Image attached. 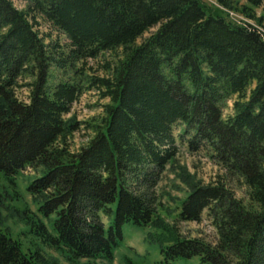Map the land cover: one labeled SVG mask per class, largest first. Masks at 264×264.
<instances>
[{"label":"trees","instance_id":"obj_1","mask_svg":"<svg viewBox=\"0 0 264 264\" xmlns=\"http://www.w3.org/2000/svg\"><path fill=\"white\" fill-rule=\"evenodd\" d=\"M23 1L0 0V264L111 263L126 224L158 264H264V0ZM182 145L223 173L198 179ZM205 211L216 239L183 236Z\"/></svg>","mask_w":264,"mask_h":264},{"label":"rangeland","instance_id":"obj_2","mask_svg":"<svg viewBox=\"0 0 264 264\" xmlns=\"http://www.w3.org/2000/svg\"><path fill=\"white\" fill-rule=\"evenodd\" d=\"M16 3L20 7L25 6V1L23 0H16ZM258 11L261 12V8H258ZM232 13L234 14L233 17L238 21L246 18L245 15H241L237 12L233 11ZM41 29L50 30L48 25L44 23L42 24ZM154 29L155 28H153V30ZM56 33L57 32H55L54 35ZM149 33L150 32H147L146 35ZM60 37L62 40H64L63 35ZM104 56L108 57L109 54ZM90 64L94 68L99 67L98 59L91 60ZM20 93L22 96H25L24 94H26L27 91L26 89H21ZM102 101L104 100H101L97 90H88L74 103L72 112L75 113L79 120L89 119L91 116L96 115L101 111ZM231 111L230 104L225 110V113H229ZM88 133L89 131L87 129H81L80 131L76 132L73 137L74 144L76 146H80L85 143L88 139ZM180 159V163L184 166H187L191 172H194L195 174L197 173L196 175L198 179H201L203 182L211 181L217 177L218 173H223L219 166L215 162L211 161V159L203 152H200L199 154L191 153L184 145L181 146ZM26 173H30V171H26ZM184 186L185 184H181L179 189L182 191ZM230 186L233 188V190H235L239 197L247 198V188L244 184L230 180ZM171 191L176 194H178V192L180 194L181 192L175 190L174 187L171 188ZM178 228L185 237H200L210 241H214L217 237L216 229L212 224L207 211L203 213V218L201 221H181L178 225ZM124 233L125 239L122 245L119 247L120 249L116 254L115 260L107 264H124L122 261L124 259V255L131 256L140 264H156L158 260L161 259L159 245L154 242H149L146 239L147 228L139 225L126 224ZM172 264H199V258L198 256L179 257Z\"/></svg>","mask_w":264,"mask_h":264}]
</instances>
